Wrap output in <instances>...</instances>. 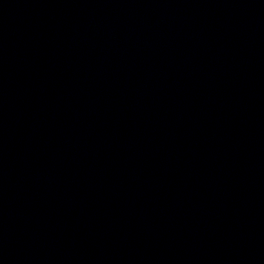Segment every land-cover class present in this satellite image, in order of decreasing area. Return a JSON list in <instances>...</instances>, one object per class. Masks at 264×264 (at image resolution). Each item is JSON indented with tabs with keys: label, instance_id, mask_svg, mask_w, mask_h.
<instances>
[{
	"label": "water",
	"instance_id": "95a60500",
	"mask_svg": "<svg viewBox=\"0 0 264 264\" xmlns=\"http://www.w3.org/2000/svg\"><path fill=\"white\" fill-rule=\"evenodd\" d=\"M0 264H264V0H0Z\"/></svg>",
	"mask_w": 264,
	"mask_h": 264
}]
</instances>
